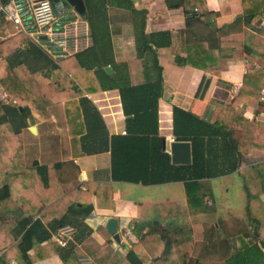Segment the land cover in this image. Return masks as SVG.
<instances>
[{
    "label": "crops",
    "instance_id": "1",
    "mask_svg": "<svg viewBox=\"0 0 264 264\" xmlns=\"http://www.w3.org/2000/svg\"><path fill=\"white\" fill-rule=\"evenodd\" d=\"M88 4L94 16L97 45L103 46L106 55L116 63H127L122 68V73L120 72L122 80L126 70L130 73L131 82L143 80V67L141 59L137 57L134 35V23L139 22L140 18L136 12L144 11L145 32L169 33V44L156 49L163 79L158 99V135L162 137V146L165 140L166 146L163 149L169 154V143L175 137L172 127L173 105L188 109L205 121L214 122L220 110L231 103L241 89L243 74L247 68L264 63V10L260 19L245 21L242 0H205L206 8L216 13L210 17L217 28L215 32L205 21H190V14L184 8H168L165 0H88ZM130 6L136 11L133 12ZM69 7L71 6L67 8ZM193 11L190 9V13ZM80 19L85 23L93 43L89 21L82 15ZM4 22L0 33L5 36H0V40L20 32L12 22ZM196 39L208 42L209 53L217 55L215 62L213 59L202 61L198 53L191 49L192 62L176 63L175 58H186L187 43ZM107 40V46L103 45V41ZM214 46H218L217 50H213ZM148 64L146 61V66ZM67 69L82 88L94 80L93 72L96 68L86 71L84 67H78L76 62H71ZM84 96L98 110L99 116L96 119L102 121L95 124L93 116L96 133L91 139L72 145L63 111L64 128H60L58 133L61 136L56 141L57 147L66 150L67 159L72 158L80 170L79 190L74 196H61L63 198L59 206L54 202L53 188L42 190L36 174H22L21 168L12 177L4 174L0 176V264H78V258H69L63 262L61 256L53 250L56 230L51 227L54 218L67 214V206L73 201H77L78 206L92 204L91 212L83 218L91 228L84 240L88 238L99 245L111 240L113 250L119 255H124L138 242L134 225L149 220L157 211L164 212L165 203L169 204L166 207L172 209L178 206L171 203H178L186 208L185 218L191 225L196 243L193 255L200 264H225V260L217 254L218 239L223 237L239 245L241 236L248 243L254 240L245 236L246 231L258 230V241L264 240L263 149L252 148L241 157L237 169L230 173L200 179L203 207L195 209L188 206L182 181L142 184L114 180L111 176L109 146L95 153L72 154L73 150L80 152L85 149H100L104 142H100L99 137L107 135L109 140L111 135L125 134L126 117L122 113L116 88L95 91L86 89ZM236 111L264 131V105L260 100L247 97L237 106ZM33 117L34 113L29 118V126L34 125L36 133H32L29 126L27 129L35 135L38 129ZM50 119L55 120V115L51 114ZM84 132L83 127L78 136ZM52 133L53 130L44 132ZM34 160L31 161L32 166L40 164L38 159V163L34 164ZM28 214L40 218L51 236L30 248L27 259L22 257L18 248L20 236L13 237V234L17 221ZM68 216H71L70 213ZM111 216L117 218L120 238L118 243L110 233L106 236L104 230L107 218ZM128 228L131 232L129 239L123 233ZM147 229L145 227L143 231ZM70 240L83 251L82 254H88L83 247L84 240L75 242L74 237Z\"/></svg>",
    "mask_w": 264,
    "mask_h": 264
},
{
    "label": "trees",
    "instance_id": "2",
    "mask_svg": "<svg viewBox=\"0 0 264 264\" xmlns=\"http://www.w3.org/2000/svg\"><path fill=\"white\" fill-rule=\"evenodd\" d=\"M7 1L9 0H0V5ZM165 1L168 8H184L185 12L190 14V21H205L212 26L214 32L217 31L214 21L210 18L216 13L206 8L205 0ZM242 2L245 21L261 18L264 0ZM85 4V12L81 15L89 21L93 43L58 63L53 62L38 44L21 32L0 40V88L6 91L10 101L14 99L20 103L16 105L0 101V127L6 128L11 132V136L19 139L23 130L29 126V118L33 113L34 121L45 120L55 114L54 105L62 102L65 125L68 134L70 132L72 145L91 139L96 133V122L102 121L96 119L99 112L84 96L85 90L116 88L122 113L126 117L125 134L111 135L109 140L107 135L104 138L99 137L100 142H104L100 149H85L80 152L73 150L72 154L95 153L109 146L111 176L114 180L142 184L182 181L188 206L201 209L203 193L199 189L200 179L230 173L237 169L241 157L252 148L264 150V131L236 111L237 106L247 97L257 98L264 105V99H260L259 92L264 86V63L247 68L243 74L241 89L233 101L220 110L214 122L205 121L194 112L178 105L172 106L175 140H188L191 143V163L174 164L171 163L170 154L163 149L162 137L158 135V99L161 96L163 79L156 49L169 44V33L145 32L144 11H137L140 18L139 22L134 23V35L137 57L141 59L143 67V80L131 82L127 70L122 80L120 72L122 73V68L127 66V63H116L112 57L106 55L103 46L97 45L93 12L88 0H85ZM130 9L136 11L132 6ZM190 9L194 10L193 13H190ZM5 20L4 13L0 10V26ZM107 44L108 40L103 41V45ZM208 46L204 39L188 42L186 58L177 57L175 62H192L191 49L198 53L202 61L213 59L215 62L217 55H211ZM217 47L214 46L213 50H217ZM146 61L149 63L147 66ZM71 62H76L78 67H84L86 71L96 68L93 72V83L82 88L67 69ZM106 66H109L111 72L105 69ZM83 127L85 132L78 136ZM5 139L7 138L0 134V174L12 177L18 171L16 167L22 168L18 163L22 159L19 156V161L16 157L6 160V148L2 146ZM43 139L50 144L51 157L54 156L55 160L35 166H23L22 174H36L42 190L53 188L54 202L59 205L63 198L61 196H74L78 192L80 170L72 158L67 159L68 152L57 147L58 137ZM16 154H19L18 149ZM58 156L64 158L58 159ZM76 202L73 201L67 206V214L54 218L51 227L56 230V234L57 227L70 224L76 229L74 241L82 242L91 232L83 218L91 212L92 204L78 206ZM171 204L178 207L172 209L166 207L169 204L165 203L164 212L157 211L149 220L134 225L133 230L138 242L124 255H119L113 250L111 240L99 245L87 238L83 241V247L88 254L94 256L98 264H200L198 258L193 255L196 243L193 240L191 225L185 218L186 208L178 203ZM15 227L13 237L20 236L18 248L22 257L27 259V251L30 248L51 236L43 221L30 214L19 219ZM145 227L148 229L144 232ZM104 230L106 236H109V232ZM258 233V230L246 231L245 236L254 240L248 243L241 236L239 245L224 237L218 239L219 258L224 259L225 264H264V240L258 241ZM54 242L53 250L61 256L63 262L83 255V251L71 240L65 245ZM77 263L80 264L79 261Z\"/></svg>",
    "mask_w": 264,
    "mask_h": 264
},
{
    "label": "built area",
    "instance_id": "3",
    "mask_svg": "<svg viewBox=\"0 0 264 264\" xmlns=\"http://www.w3.org/2000/svg\"><path fill=\"white\" fill-rule=\"evenodd\" d=\"M0 10L6 20L38 44L55 63L92 43L85 23L80 19L81 15L72 7L57 11L52 0H9L0 5ZM259 92L260 99H264V86ZM0 101L19 105L14 99L10 101L9 95L2 88ZM75 232L73 226L61 225L54 238L60 245H65ZM123 233L128 238L131 236L129 228ZM78 261L80 264H98L90 254L79 256Z\"/></svg>",
    "mask_w": 264,
    "mask_h": 264
},
{
    "label": "rangeland",
    "instance_id": "4",
    "mask_svg": "<svg viewBox=\"0 0 264 264\" xmlns=\"http://www.w3.org/2000/svg\"><path fill=\"white\" fill-rule=\"evenodd\" d=\"M60 13H58L59 15ZM5 22L1 23L0 27H3ZM0 36H5L4 33H0ZM20 104V103H18ZM63 104L62 102H59L57 105H54V110H55V120L50 119L48 117L45 120H37L36 121V126L38 129V133L33 135L28 129H24L20 138L17 139L16 136H11L10 131L8 132L6 128L0 127V134L5 136L7 139L3 141V147L6 148V151L4 154H7L5 156L6 160L9 161L12 157H16V160L21 157L22 160L19 161L18 163L21 164L22 168L23 166H30L32 159H38L39 163H44V162H50L54 161V156L51 157V146L50 144L46 141H44L43 138H51V136H56L60 137V133H58L61 129L63 128ZM53 130L54 133L52 134H44L45 131H51ZM9 134V135H8ZM19 150V154L15 155L16 150ZM18 155V156H17ZM58 159L64 158V156H58L56 157ZM1 160V159H0ZM11 168V167H9ZM16 170L21 169L20 167H16ZM18 173V171H16ZM1 176V174H0ZM60 206V205H59ZM125 236V235H124ZM125 238L129 239L128 237L125 236ZM124 238V239H125ZM126 240V239H125ZM129 242V241H128Z\"/></svg>",
    "mask_w": 264,
    "mask_h": 264
},
{
    "label": "water",
    "instance_id": "5",
    "mask_svg": "<svg viewBox=\"0 0 264 264\" xmlns=\"http://www.w3.org/2000/svg\"><path fill=\"white\" fill-rule=\"evenodd\" d=\"M54 7L57 11H63L64 8L71 6L74 8L79 14L85 12V3L84 0H52ZM106 70L110 71L109 66L105 67ZM29 130L32 133H36V128L34 125L29 126ZM165 140H163V148H165ZM171 160L174 164H189L191 163V146L190 142L186 140H171L169 143ZM34 164H37V159L34 160ZM105 227L107 231L112 235V239L118 243L119 233L117 232V218L111 216L107 218L105 223Z\"/></svg>",
    "mask_w": 264,
    "mask_h": 264
}]
</instances>
